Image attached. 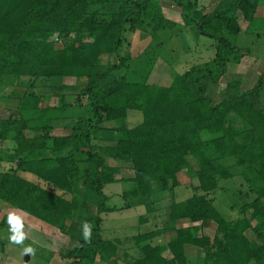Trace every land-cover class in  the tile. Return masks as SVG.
I'll return each instance as SVG.
<instances>
[{"label": "trees", "instance_id": "16d2710c", "mask_svg": "<svg viewBox=\"0 0 264 264\" xmlns=\"http://www.w3.org/2000/svg\"><path fill=\"white\" fill-rule=\"evenodd\" d=\"M170 1L182 8L185 24L213 40L215 54L165 86L148 82L156 56L133 67L131 54L121 51L127 32L159 40L178 34L162 0H0V88L9 76L15 92L23 89L8 98L17 101L18 116L0 115V141H13L21 154L0 169V200L67 236L59 255L71 264H264V71L245 91L243 75L228 71L249 52L233 39L241 32L239 16L252 27L261 0H210L203 7L199 0ZM105 55L116 62L101 71ZM79 77L85 82L78 86L63 83ZM218 83L223 92L210 94V84ZM67 96L85 98L91 115L71 116L79 105ZM129 111L142 114L131 127ZM117 120L120 126L105 125ZM123 167L127 178L119 177ZM235 176L242 178L243 202L231 206L239 215L226 219L215 194ZM115 182L130 186L123 204L109 207L103 189ZM180 186L192 190L184 200L174 191ZM165 192L172 195L163 225L130 236L138 256L123 249L121 236H102L104 212L144 206L150 213L154 197ZM210 221L212 235L197 233ZM6 223L4 216L0 228ZM85 223L92 228L89 243ZM165 234V243H155Z\"/></svg>", "mask_w": 264, "mask_h": 264}, {"label": "rangeland", "instance_id": "374dc122", "mask_svg": "<svg viewBox=\"0 0 264 264\" xmlns=\"http://www.w3.org/2000/svg\"><path fill=\"white\" fill-rule=\"evenodd\" d=\"M262 2H264V0H262ZM161 5L165 17L177 23L178 34L163 39L164 42L161 46L159 45V47L156 45L162 39H154L151 35L143 31L127 32L126 37L129 41V45L122 47L121 51L122 53L131 54V64L133 67H143L156 56L157 59L154 62L153 71L148 78V82L150 84L168 86L176 75L184 73L191 66L210 60L215 54V48L211 38L197 33L198 30L195 25L184 23L185 21L181 15L182 8L180 6L170 0H162ZM241 24L242 26L244 25L242 18ZM255 26L256 23H254V27ZM260 31L262 32L261 35L258 34ZM259 32L255 31L252 33L251 31H241L238 35L233 37L239 47L248 48L249 50L248 55H246L240 63L228 64V71L230 73L243 75L241 85L242 91L251 88L255 84L259 74L264 71V28H261ZM163 34L164 33L161 32V35ZM114 62H116L114 55L102 56L99 60V70H105ZM9 78V76H6L5 84L0 88V98H3L0 99V115L3 117H17V101L9 100L8 98L12 99L11 97L15 94L20 95L23 89L16 88V93L15 86L6 83ZM84 82V77L65 78L63 80L64 84L70 86H78ZM224 88L225 85L222 83L215 85L210 84L208 92L212 95H218L223 92ZM67 97L69 101L81 106L72 107L69 113L71 116H73V114L75 116L82 115L86 117L91 115V111L85 103V98L75 101V96ZM55 102V100L50 101V103ZM47 104L46 100H44L42 106ZM129 113L130 115L125 122L127 126H134L142 120L141 112L129 111ZM105 125L120 126L121 123L117 120L106 122ZM68 129L66 130L68 131ZM53 132L61 133L62 128L56 127ZM14 147L15 144L13 141H0V169L5 170L15 165V159L21 156L20 152L13 150ZM188 161L192 168L197 167L195 160L191 156L188 157ZM122 169V173L119 177H129L130 172L126 167ZM180 178L182 182H188V172L182 173ZM241 182L242 178L239 176H235L233 179L223 180L220 184L224 190L219 189L215 194L214 205L226 219H233L239 215L238 206L243 202V199L241 200L239 198ZM129 186L130 184L127 182L107 184L103 189L104 194L108 196L107 205L109 207H120L124 202L122 191L128 189ZM174 191L175 194H177L178 200H184L189 197L192 192L191 188H186L184 186H180ZM171 195L172 193L165 192L159 194L156 198L154 197V200H156L154 203L155 211L150 213H146L144 206L104 212L102 214V236L109 239L121 236L124 240L122 244L123 249L138 255L137 246L130 236L151 231L156 227H161L164 223V218L161 215L164 214L165 216L166 208L171 201ZM233 204H238V206L232 208L231 206H233ZM8 210L10 212H19L18 215L23 217L26 239L22 245L14 244L10 240L11 233L8 224L6 223L3 228H0V264H71L70 260L62 259L59 255L68 245L67 236L63 235L57 228H52L40 220L37 221L34 217L20 210L18 211L15 207L0 200V220H2L4 216H8ZM140 215H144L146 220L140 222ZM27 219H29V221L36 220L39 224L34 226L31 222H28ZM181 224H185V221H181ZM215 228L216 224L210 221L203 226H199L197 233L212 235ZM246 235L248 238H254L251 231H247ZM29 246L35 250L32 255L24 253V249ZM195 250L198 252L200 251L198 248ZM122 252V249H120L118 254L121 255ZM27 256L29 257L28 260ZM44 258H47L51 263L48 260H44ZM97 264L104 263L98 260Z\"/></svg>", "mask_w": 264, "mask_h": 264}, {"label": "clouds", "instance_id": "9594fccd", "mask_svg": "<svg viewBox=\"0 0 264 264\" xmlns=\"http://www.w3.org/2000/svg\"><path fill=\"white\" fill-rule=\"evenodd\" d=\"M7 224L9 226V231L11 233L10 240L12 243L17 245H22L26 239V234L24 231V219L15 212H10L7 216ZM92 228L90 224L85 223L83 225V239L86 243L91 241ZM34 248L26 247L24 253L32 255L34 253Z\"/></svg>", "mask_w": 264, "mask_h": 264}, {"label": "crops", "instance_id": "0c3cea01", "mask_svg": "<svg viewBox=\"0 0 264 264\" xmlns=\"http://www.w3.org/2000/svg\"><path fill=\"white\" fill-rule=\"evenodd\" d=\"M220 1H226V2H229L230 0H218V2H220ZM210 3V0H199L198 1V6L199 7H203V6H207L208 4ZM255 17H256V21H254V23H256V26L254 27V23H253V25H252V27H248V22H246V21H244V28H243V26H242V24H241V17L239 16V23H240V27H241V31H245V32H255V31H258L259 32V30L261 29V28H264V24H263V22H264V2H262V0H261V2H260V4L258 5V7H257V9H256V13H255ZM254 27V28H253ZM249 28V29H248ZM247 29V30H246ZM259 35H261L262 34V32L260 31L259 33H258ZM263 35H264V33H263ZM17 209V208H16ZM9 211V210H8ZM18 211H19V209H18ZM21 211V210H20ZM15 213H17L16 211H14ZM23 212V211H22ZM9 213H10V211H9ZM19 213V212H18ZM17 213V214H18ZM30 219V218H29ZM29 219H27V221L28 222H31L34 226H36L37 224H39V222H37L39 219H36V220H30L29 221ZM1 221V220H0ZM46 224V223H45ZM48 225V224H47ZM49 226H51V225H49ZM52 228H53V226H51ZM168 235V236H167ZM169 239V234H165L163 237H160V238H158L156 241H155V243H160V244H162V243H165L167 240ZM42 247V246H41ZM45 248V247H44ZM46 249V248H45ZM196 248H193V254L194 255H197V256H201L202 255V252H198V251H196L195 250ZM49 251V250H48ZM130 252V251H129ZM131 254H133V255H135V256H138V255H136V254H134V253H132V252H130ZM44 260H48L47 258H44ZM49 261V260H48ZM50 262V261H49ZM102 262V261H101ZM51 263V262H50ZM104 263V262H103ZM52 264V263H51ZM95 264H97V261L95 262ZM104 264H106V263H104Z\"/></svg>", "mask_w": 264, "mask_h": 264}, {"label": "water", "instance_id": "95a60500", "mask_svg": "<svg viewBox=\"0 0 264 264\" xmlns=\"http://www.w3.org/2000/svg\"><path fill=\"white\" fill-rule=\"evenodd\" d=\"M29 259V257L27 256V260Z\"/></svg>", "mask_w": 264, "mask_h": 264}]
</instances>
